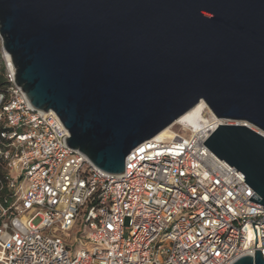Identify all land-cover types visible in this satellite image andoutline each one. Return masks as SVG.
Instances as JSON below:
<instances>
[{"label": "water", "instance_id": "1", "mask_svg": "<svg viewBox=\"0 0 264 264\" xmlns=\"http://www.w3.org/2000/svg\"><path fill=\"white\" fill-rule=\"evenodd\" d=\"M0 35L30 104L104 172L200 101L249 124L203 145L264 206V0H0ZM232 264L264 258L254 245Z\"/></svg>", "mask_w": 264, "mask_h": 264}, {"label": "built area", "instance_id": "2", "mask_svg": "<svg viewBox=\"0 0 264 264\" xmlns=\"http://www.w3.org/2000/svg\"><path fill=\"white\" fill-rule=\"evenodd\" d=\"M201 114L195 130L175 121L122 173L104 172L30 104L0 35V264H232L254 245L264 258V206L203 145L218 126H251L204 102Z\"/></svg>", "mask_w": 264, "mask_h": 264}, {"label": "bare ground", "instance_id": "3", "mask_svg": "<svg viewBox=\"0 0 264 264\" xmlns=\"http://www.w3.org/2000/svg\"><path fill=\"white\" fill-rule=\"evenodd\" d=\"M202 109H203V101H200L193 108H191L181 117H179L177 121L183 122L184 124L190 126V128H192L193 130H195L199 125L198 121L199 120L204 121L203 115L202 114L200 115ZM167 133H168V127L165 128L163 131H161L158 135L163 136Z\"/></svg>", "mask_w": 264, "mask_h": 264}, {"label": "rangeland", "instance_id": "4", "mask_svg": "<svg viewBox=\"0 0 264 264\" xmlns=\"http://www.w3.org/2000/svg\"><path fill=\"white\" fill-rule=\"evenodd\" d=\"M39 220H36L34 223L36 224ZM71 253V252H70Z\"/></svg>", "mask_w": 264, "mask_h": 264}]
</instances>
